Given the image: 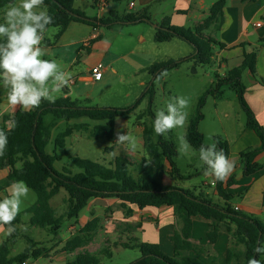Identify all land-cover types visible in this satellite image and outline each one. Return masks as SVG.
<instances>
[{
	"label": "trees",
	"instance_id": "trees-1",
	"mask_svg": "<svg viewBox=\"0 0 264 264\" xmlns=\"http://www.w3.org/2000/svg\"><path fill=\"white\" fill-rule=\"evenodd\" d=\"M121 2L123 0H114ZM242 2H254L256 0H241ZM11 0H0V11ZM75 0H44L48 13L53 16V23L47 27L55 29L56 33L51 39H44L46 47H53L60 39L70 23H83L93 28L110 27L114 24H135L143 19L150 22L146 13L125 14L117 16L110 12L106 17L88 18L81 11L74 9ZM225 0H217L208 10L207 17L195 25L191 30L183 27L172 26L168 18H165L156 28L154 42L157 44L169 43L175 37L186 41L193 49L194 55L190 58L196 65L209 66L213 60V47L226 48L222 44L216 43L207 31L214 26L223 23V9ZM264 41H260V44ZM245 47V44L240 45ZM197 51V53H195ZM257 48L249 53H243V61L240 66L225 73L221 78L215 74V84L205 95L216 94V98L223 97L222 88L227 86L232 90L239 103L241 110L246 117L245 127L251 130L259 139L260 146L257 148H246L239 153V161L243 167V176L253 177L264 171V164H258L256 157L264 153V127L255 119L251 109L244 100L245 86L241 82V75L247 71L261 86L264 81L256 76ZM173 61L154 63L144 69L149 75L158 79L165 72L175 69ZM154 95L153 84L146 90L143 97H147L149 105ZM205 102L204 96L198 100L194 116L188 123L185 137L191 148L198 153V149L203 143V135L198 126L202 120L201 108ZM1 103V101H0ZM139 101L127 109L114 108H89L84 107L78 101H71L68 97L59 98L55 103L44 100L39 108L29 112L21 110L15 111L10 116H3L0 128L5 126V122L11 117H15L18 126L9 133V143L6 154L0 158V171L8 170V180L10 182L23 180L35 195V203L25 210L30 214L28 225L45 231L48 235L56 238L62 230L64 220L77 219L81 211L93 199H114L120 202V207L124 210L125 216H129L131 211L126 209V204L135 205L139 209L147 207L160 208L162 206L171 207L174 214L182 220L183 228L181 233H174L170 241L174 247V255L168 256L162 253L159 246L150 243H139L136 240H129L118 245L123 249H135L140 253V258L132 264H203L196 257L180 256L181 251H190L199 254L202 249L189 242L193 220L197 217L206 220L211 230L207 234L208 241L215 243L220 231L229 236V244L226 250V264H248V260L256 257L264 261V255H257L254 249L258 241H264V223L256 217L243 215L232 209L231 196L223 188V182H215V191L222 205L214 204L206 197L194 195L187 189L176 186L165 187L160 180L168 168V175L175 180H185L175 165L174 159L177 151L173 142L166 139L169 133L158 136L154 133L152 122L154 116L148 110L136 116V121H141L144 117H151L152 121L142 123V141L145 157L138 163H131L126 158L117 156L112 164L106 166L97 162L82 160L78 157H70L65 154L71 164L78 170L72 174L67 169L56 171L54 164L58 161L56 150L65 147V140L70 138L74 132H85L89 138H105L112 140L114 137V122L118 118H128L129 115L139 105ZM46 116H51L55 120L70 122L78 119H88L94 125L88 123H73L66 125L59 131L52 140L53 151L49 155L46 147L51 141V126L44 122ZM213 142L218 149H223L229 156L230 146L221 137H213ZM112 152L111 147H106L104 153ZM199 154V153H198ZM205 166L200 170L204 174ZM136 173V176L132 174ZM233 180H229L226 186H230ZM67 194V207L61 216H57L55 210L50 205L60 191ZM264 205V202H262ZM20 224L18 215L14 221L15 231L7 235L0 245V264H23L28 260H36L39 257H46L48 251L41 248L29 236H22L17 227ZM95 228V221H91L81 228L78 235L65 242L62 251L73 253L85 247L91 240L89 233ZM6 229V228H5ZM85 233V234H84ZM84 234V235H83ZM25 237L27 246L14 257H10V249L16 242ZM102 255L111 256L110 248L101 250ZM100 261L95 255L86 251L79 252L74 259L66 264H99Z\"/></svg>",
	"mask_w": 264,
	"mask_h": 264
},
{
	"label": "crops",
	"instance_id": "crops-1",
	"mask_svg": "<svg viewBox=\"0 0 264 264\" xmlns=\"http://www.w3.org/2000/svg\"><path fill=\"white\" fill-rule=\"evenodd\" d=\"M217 0H123L115 2L114 0H75L74 9L81 11L88 18H101L106 17L110 12L115 13L117 16L125 14H138L146 13L150 19L154 21L155 26L168 18L172 26L183 27L186 22L193 20L194 26L202 22L206 17L208 10ZM18 2V0H17ZM122 3L125 4L121 8ZM133 4V6H131ZM4 9L0 11V22H3ZM127 24V25H138ZM121 24H114L110 27L93 28L92 26L73 22L70 23L68 28L64 31L60 39L53 47H47L50 55L45 59H55L60 64L62 70L66 71L71 76L70 85L62 89L63 94L60 98L68 97L71 101H78L88 104L90 100L99 92L107 87L109 75L118 77L119 71L116 67L118 63L127 59L134 58L135 50L127 47L124 42V48L119 52L113 49L116 36L121 35V29L118 28ZM121 25V26H127ZM121 30V31H120ZM212 31V32H211ZM47 32V30H46ZM46 32L44 39L47 38ZM56 33V30H55ZM207 34L218 44L226 46L220 49L218 46L213 47V60L210 65L217 67L216 74L223 78L225 73L233 68L240 66L243 61V53L251 52L253 48H257L255 72L258 79L264 81V0H256L254 2H242L241 0H225V7L223 9V23L218 26L211 27ZM122 36V35H121ZM118 36L120 38H124ZM245 44L243 48L240 45ZM101 65L103 68L102 78L99 81L93 80L90 70L96 66ZM146 69V68H145ZM104 75H107L104 81ZM245 77V82L243 81ZM241 82L245 86L244 100L248 107L253 112L256 121L264 127V86H261L247 71L241 75ZM89 85L91 91H84L83 87ZM54 94H58L54 93ZM77 95L78 98L73 96ZM129 96V94H126ZM0 123L3 116H10L18 109H13L7 102V90L0 87ZM113 108V107H102ZM115 109V108H114ZM227 117V114H225ZM130 117V115H129ZM128 117V118H129ZM127 118V119H128ZM146 119V117H144ZM144 118L137 122V135L139 144L142 147V153L131 150V145H123V148L129 156L135 158L138 162L145 157L142 141V123L145 122ZM126 118H118L114 122V137L116 141V134H132L126 124L117 126V122ZM75 121V120H74ZM152 121V119H151ZM146 119L147 123H150ZM44 122L47 126H51V141L53 137V130L59 128L62 124L68 125L70 122L63 120H55L51 116H46ZM113 146L116 150L120 148V144L114 142ZM229 144V143H228ZM137 145V143H136ZM230 152L229 158L234 162V170L231 175L223 182V188L226 193L231 196V207L233 210L246 215L256 217L259 221L264 223V171L259 174L246 178L243 176V167L239 161V153L246 148H257L260 146V141L257 136L245 126L241 133L236 138L233 145L229 144ZM111 147L112 149H114ZM53 151V150H52ZM52 154V153H51ZM117 157V156H116ZM258 164H264V153L256 157ZM135 163V162H134ZM204 166V165H203ZM198 174V173H197ZM205 176L204 174H201ZM8 170L0 171V198L7 195V189L12 183L8 180ZM165 180L163 186H176L181 189H187L194 193L196 196L206 197L214 204L222 205L223 202L218 198L215 191V182L212 177L205 176V181L202 185L191 187V189L183 187L176 180L168 175V168L165 169L162 179ZM229 180H233L230 186H226ZM239 201L233 202V198ZM114 199H93L90 200L84 208L87 212L84 217H78L77 223L75 221L69 223L68 232L73 233L79 228H82L91 221H95L101 214L103 215L110 206H116L118 211L116 214V222L121 224L125 233L123 238L128 242L129 240H136L139 243H150L159 246L162 253L168 256L174 255V247L170 241V237L174 233H181L183 222L173 212L171 207L162 206L160 208L147 207L139 209L135 205L126 204V209L131 211L129 216H125L124 210L120 207V202ZM112 201L113 204H110ZM83 209V210H84ZM27 210V209H26ZM108 213H110L108 211ZM114 219V218H113ZM108 221V222H107ZM103 220L98 223L91 232L90 242L83 248L70 253V255H77L79 252L86 251L95 255V247L102 250V245L107 243L105 239L96 242L97 237L103 236L113 231L111 227L112 219ZM79 227V228H78ZM30 230L34 232L36 227H31ZM211 230L209 223L199 217L193 220V227L189 242L202 249L199 254H194L190 251H181L180 256L183 257H196L203 264H226V250L229 244V236L223 231L218 233V238L215 243H210L207 238L208 232ZM62 231V230H61ZM61 233V232H60ZM7 232L5 228H0V245L6 239ZM23 236V235H22ZM127 236V238H126ZM60 235L56 238L47 236V240L39 243L41 248L48 251L46 257H39L36 260H28L24 264H57L56 260L59 257L57 253L63 242ZM32 238V237H31ZM123 239L113 244H124ZM65 244V243H64ZM104 246V245H103ZM12 248V247H11ZM115 248H122L117 246ZM66 253V252H65ZM18 254V253H17ZM15 254V255H17ZM15 255L11 254L10 257ZM74 257L67 262H70ZM59 260V259H58ZM44 261V262H42Z\"/></svg>",
	"mask_w": 264,
	"mask_h": 264
},
{
	"label": "rangeland",
	"instance_id": "rangeland-1",
	"mask_svg": "<svg viewBox=\"0 0 264 264\" xmlns=\"http://www.w3.org/2000/svg\"><path fill=\"white\" fill-rule=\"evenodd\" d=\"M125 4L122 3L121 8H124ZM194 27L193 20L186 22L185 29L192 31ZM121 29V35L116 36V41H114L113 49L115 52H119L124 48L125 40L127 47L135 50V57L132 59H127V62L121 61L116 65L119 76L114 77L109 75V81L107 82V87L103 91L97 92V94L88 102V104L82 102V106L89 108H102V107H113L115 109H127L134 106L138 101L140 102L136 109L130 114L127 120L120 119L117 122V126L120 127L123 123L126 124L128 130L132 132V136L137 145L135 144V149L133 151H138L139 154L142 153V147L139 144L137 131V121L136 116L144 113L150 109L153 116L160 109H165L166 104L170 97L173 96H184L189 100V107L186 109L188 112V120L183 128L173 129L166 139L173 142L176 151L178 146V136H185L186 129L189 121L194 116L198 100L200 97L204 96L205 102L201 108V114L203 115L202 120L199 122L198 129L203 135V143L211 144L213 142V137H221L223 140L227 141L229 144L233 145L236 138L241 133L243 127L246 123V117L241 110L239 103L236 99L235 93L230 90L227 86L222 88L223 97L216 98V94L205 95V93L213 88L215 84V74L217 72V67L213 65L200 66L196 65L190 58L194 55L192 47L183 39L175 37L169 43L157 44L154 42V34L157 26H155L154 21L147 23H140L138 25H127L118 26ZM120 30V31H121ZM212 32V31H211ZM47 38H51L55 34V29H48ZM118 36L124 37L120 38ZM173 61L176 64L175 69H171L164 74H162L158 79L154 80V77L149 75L147 72L143 71L145 68L150 67L154 63H162L167 61ZM107 75H104V81H106ZM243 81L245 82V77L243 76ZM153 84L154 95L149 105L147 97H143L146 90ZM89 85L83 87L84 91H91ZM63 94L62 90L58 94H54L56 99H59ZM129 94V96H126ZM78 98L77 95L73 96ZM227 114V117L225 116ZM151 121V117H146ZM144 118V121H146ZM73 123H88L91 126L94 122L88 119L82 118L70 122L68 125ZM66 124H62L56 130H53L54 135L63 130ZM115 139L107 140L105 138L92 139L88 137L85 132H74L70 138L65 140V147L62 150H56L58 161L54 164V169L56 171H61L63 168L70 171L72 174L77 173L78 170L71 164L70 160L65 154L70 157H78L82 160H88L92 162H97L104 164L106 166L113 163L116 156H121L126 158L129 162L138 163V161L129 156L123 145L120 144V148L116 150L113 146L115 145ZM106 147H113L112 152L104 153ZM53 150V144L50 142L46 147V153L51 155ZM175 165L178 169L179 174L186 178L185 180H176L177 183L183 187L191 189L193 186L202 185L205 181V176H202L200 170L203 167L202 162L199 160V154L190 148L189 152L185 155H181L177 151V157L174 159ZM198 173V174H197ZM134 176L136 173L132 172ZM161 184L164 185L165 180H160ZM35 195L30 191L27 199L24 200L21 206L20 224L18 228L23 236H29L34 239L35 242L41 243L47 240L48 235L45 231L36 228L34 232L30 229L28 225L30 214L25 213V210L30 208L35 203ZM115 201V200H112ZM109 201L110 204H113ZM239 201L236 197L233 198V202ZM51 207L55 210L56 215L61 216L67 207V194L62 190L58 195L50 200ZM108 211L110 213H108ZM118 211L116 206H110L103 215H99V218L95 219V226L101 223L103 220H110L111 227L113 231L98 236L96 242L100 244V241L105 239L107 243L102 245V248L109 247L111 256L102 255L101 250L95 247V257L99 259V264H132L137 259L140 258V253L135 249H123L115 248L113 242L119 243L123 238L125 233L121 224L116 222V214L112 215V212ZM86 210H82L79 214L80 217L86 215ZM116 213V212H115ZM114 218V219H113ZM73 223L74 220L66 221L62 223V231L59 234L65 235L61 237V240L68 241L74 236L78 235L81 228L73 233L68 232L69 223ZM108 222V221H107ZM96 228V227H95ZM85 234V233H84ZM83 234V235H84ZM91 235V233H89ZM127 238V236H126ZM64 243L60 246L57 253L59 257L56 260L57 264H64L66 261L72 259L74 256L70 253H65L62 251ZM27 246V241L25 237L20 238L16 244L11 248V254L15 255L21 252ZM44 262V261H42Z\"/></svg>",
	"mask_w": 264,
	"mask_h": 264
},
{
	"label": "clouds",
	"instance_id": "clouds-1",
	"mask_svg": "<svg viewBox=\"0 0 264 264\" xmlns=\"http://www.w3.org/2000/svg\"><path fill=\"white\" fill-rule=\"evenodd\" d=\"M53 20L44 0H11L5 5L0 22V87L7 90V102L13 109L29 112L39 108L44 100L55 103L54 93L70 85L71 76L60 64L55 59H45L50 53L43 44L44 33ZM188 107L186 97H170L166 108L155 113L154 133L163 136L183 128L188 120ZM17 126L18 121L11 117L0 128V158L6 154L9 133ZM116 136V143L135 149L136 141L128 133L118 132ZM177 140L178 153L187 154L191 148L187 138L181 135ZM198 153L205 166L204 175L212 177L214 182L226 181L234 170V162L216 143L201 144ZM30 191L25 181L17 180L9 185L7 195L0 198V228H6L8 235L16 230L14 221ZM254 251L258 256L264 255V241H258ZM248 264H264V261L252 257Z\"/></svg>",
	"mask_w": 264,
	"mask_h": 264
},
{
	"label": "built area",
	"instance_id": "built-area-1",
	"mask_svg": "<svg viewBox=\"0 0 264 264\" xmlns=\"http://www.w3.org/2000/svg\"><path fill=\"white\" fill-rule=\"evenodd\" d=\"M133 6V4H131ZM103 68L101 65H96L90 70V74L95 81H99L102 78ZM236 211V209H235ZM24 264V263H23Z\"/></svg>",
	"mask_w": 264,
	"mask_h": 264
},
{
	"label": "water",
	"instance_id": "water-1",
	"mask_svg": "<svg viewBox=\"0 0 264 264\" xmlns=\"http://www.w3.org/2000/svg\"><path fill=\"white\" fill-rule=\"evenodd\" d=\"M142 22H147V23H148V21L145 20V19H143ZM134 23H139V21H136V22H134ZM157 28H161V27L157 26ZM195 53H197V51H196Z\"/></svg>",
	"mask_w": 264,
	"mask_h": 264
}]
</instances>
